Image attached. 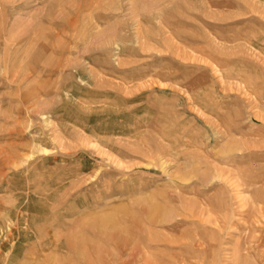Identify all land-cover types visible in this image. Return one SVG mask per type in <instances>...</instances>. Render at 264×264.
<instances>
[{
    "label": "rangeland",
    "instance_id": "1",
    "mask_svg": "<svg viewBox=\"0 0 264 264\" xmlns=\"http://www.w3.org/2000/svg\"><path fill=\"white\" fill-rule=\"evenodd\" d=\"M0 264H264V0H0Z\"/></svg>",
    "mask_w": 264,
    "mask_h": 264
}]
</instances>
